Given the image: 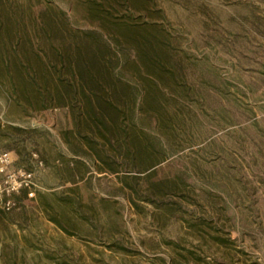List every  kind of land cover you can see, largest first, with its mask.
I'll return each instance as SVG.
<instances>
[{
	"label": "rangeland",
	"instance_id": "1",
	"mask_svg": "<svg viewBox=\"0 0 264 264\" xmlns=\"http://www.w3.org/2000/svg\"><path fill=\"white\" fill-rule=\"evenodd\" d=\"M142 2L134 15L168 37L199 95L166 106L170 145L138 115L150 146L115 172L76 155L68 139L86 144L71 111H35L3 62L18 43L45 48L52 17L95 29L97 1L0 0V32L12 30L0 36V155L32 174L30 188L0 193V264H264V0ZM121 69L140 88L145 70ZM165 183L171 193L154 194Z\"/></svg>",
	"mask_w": 264,
	"mask_h": 264
},
{
	"label": "trees",
	"instance_id": "2",
	"mask_svg": "<svg viewBox=\"0 0 264 264\" xmlns=\"http://www.w3.org/2000/svg\"><path fill=\"white\" fill-rule=\"evenodd\" d=\"M96 1L89 9L98 24L95 29L73 30L65 17H52L38 30L45 48H21L18 43L17 60L8 56L3 62L11 79L26 87L22 94L35 111L53 107L71 111L74 130L86 144L79 147L68 139L76 155L95 157L117 172L119 167H134L150 146L152 131L140 129L138 115H149L156 131H166L161 138L164 145H170L173 133L168 129L173 120L167 117L171 114L167 107L171 98L193 100L199 93L184 82L185 63L176 59L166 42L168 37L134 15L142 0ZM120 12L125 15L118 17ZM3 30L1 38L12 36L11 29ZM121 66L145 70L140 88L123 79ZM138 99L141 102L136 105ZM123 155V161L116 157ZM172 188L170 183L156 184L158 193L154 194L168 195Z\"/></svg>",
	"mask_w": 264,
	"mask_h": 264
},
{
	"label": "built area",
	"instance_id": "3",
	"mask_svg": "<svg viewBox=\"0 0 264 264\" xmlns=\"http://www.w3.org/2000/svg\"><path fill=\"white\" fill-rule=\"evenodd\" d=\"M13 159L10 153H3L0 155V175L5 177L3 184H0V193L7 195L19 192L22 189L30 188L32 174L23 169L12 170ZM30 196H33L30 193ZM12 202H7L3 209L10 211L13 207Z\"/></svg>",
	"mask_w": 264,
	"mask_h": 264
}]
</instances>
